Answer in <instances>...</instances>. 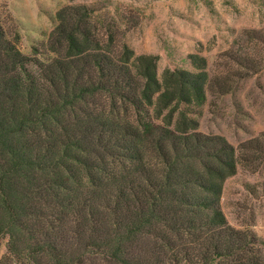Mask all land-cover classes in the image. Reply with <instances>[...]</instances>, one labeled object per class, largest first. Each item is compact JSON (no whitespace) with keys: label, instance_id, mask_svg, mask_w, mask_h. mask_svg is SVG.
I'll return each instance as SVG.
<instances>
[{"label":"trees","instance_id":"1","mask_svg":"<svg viewBox=\"0 0 264 264\" xmlns=\"http://www.w3.org/2000/svg\"><path fill=\"white\" fill-rule=\"evenodd\" d=\"M57 21L47 61L0 25L1 264H264L220 206L237 150L192 117L207 72L161 82L87 6ZM243 148L264 155V133Z\"/></svg>","mask_w":264,"mask_h":264},{"label":"rangeland","instance_id":"2","mask_svg":"<svg viewBox=\"0 0 264 264\" xmlns=\"http://www.w3.org/2000/svg\"><path fill=\"white\" fill-rule=\"evenodd\" d=\"M82 5L105 39L155 56L159 81L167 70L207 72L206 102L192 117L199 132L236 148L237 171L220 206L231 227L256 235L264 254V155L243 148L264 133V0H0V25L23 55L47 61L58 11ZM7 256L5 237L0 264Z\"/></svg>","mask_w":264,"mask_h":264}]
</instances>
